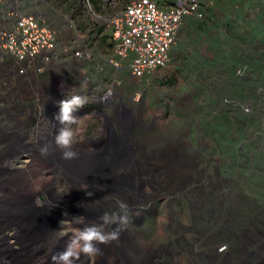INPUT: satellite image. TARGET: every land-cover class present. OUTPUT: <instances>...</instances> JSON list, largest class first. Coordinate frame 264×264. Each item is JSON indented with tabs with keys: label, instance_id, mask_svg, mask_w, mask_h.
I'll use <instances>...</instances> for the list:
<instances>
[{
	"label": "rangeland",
	"instance_id": "374dc122",
	"mask_svg": "<svg viewBox=\"0 0 264 264\" xmlns=\"http://www.w3.org/2000/svg\"><path fill=\"white\" fill-rule=\"evenodd\" d=\"M167 1L176 4L178 0L159 3L165 8L175 6ZM200 1L204 18H186L169 65L143 79L135 78L128 64L116 71L107 63L114 55L111 31L84 6L85 28L79 34L71 25L57 32L61 47L74 52L88 48L90 60L69 52L43 73L20 76L16 63L0 59V134L15 135V146L0 139V264H12L16 256L37 249L38 234L55 235L62 219L78 216L89 221L107 212L109 204L113 213L127 216L152 246L154 264H167L178 238L183 237L179 250L188 260L192 252L201 253L214 244H227L221 253L236 247V235L228 233L235 228L238 234L246 220L264 223V44L252 42L256 26L251 21L263 11L257 9L256 0ZM13 3L6 0L5 9L15 10ZM117 4L107 3L105 11L97 13L104 16L122 11ZM226 8L235 13L247 9L246 19L228 22L240 36H251L247 45L238 44L229 34L221 14ZM7 30L10 28L0 27V34ZM72 94L87 98L74 116L94 114L75 136L72 150L83 146L114 150L118 155L128 151L127 166L115 178L137 185L143 195L107 190L95 194L88 182H81L78 196V191L69 188L77 183L64 174L48 151L42 153L61 127L76 128L56 119L59 103ZM239 104L247 115L241 113ZM116 110L127 119L125 143L104 115L116 121ZM132 119L138 123L133 130ZM191 152L199 156L198 167L190 159ZM228 171L238 172L230 184L224 180ZM195 178L199 180L196 193L181 192ZM211 185L218 192L212 213L207 198ZM69 203L74 205L70 211ZM121 203L127 208L121 209ZM233 208L238 216L229 219L226 215ZM21 218L34 220V230L17 224ZM119 223L107 227L112 231ZM191 233L203 239L194 241Z\"/></svg>",
	"mask_w": 264,
	"mask_h": 264
},
{
	"label": "built area",
	"instance_id": "2783aa9c",
	"mask_svg": "<svg viewBox=\"0 0 264 264\" xmlns=\"http://www.w3.org/2000/svg\"><path fill=\"white\" fill-rule=\"evenodd\" d=\"M82 1L87 12L111 31L114 55L107 63L116 71L128 64L137 79L166 68L185 19L205 16L200 0H178L171 8L162 7L159 0H132L123 12L104 16L95 11L91 0ZM104 1L116 5L115 0ZM71 28L80 33L74 24ZM59 42V33L46 22L31 15L23 16L10 30L0 34V59L16 63L18 75L24 76L29 72L43 73L49 64L69 52L79 59L92 57L88 48L69 51Z\"/></svg>",
	"mask_w": 264,
	"mask_h": 264
},
{
	"label": "bare ground",
	"instance_id": "6f19581e",
	"mask_svg": "<svg viewBox=\"0 0 264 264\" xmlns=\"http://www.w3.org/2000/svg\"><path fill=\"white\" fill-rule=\"evenodd\" d=\"M56 134L58 133H53V137H50L46 148L48 149L51 159L63 169L64 174L67 175L71 181L74 183L88 182L91 184L89 185V189L95 192V194L99 193L100 195L106 190L111 193L120 194H128L129 192L133 195L139 193L142 195L144 194L137 185H125L123 182L115 181V177L118 175L116 171L118 167L124 164V159L128 151L124 150L118 155L114 150L111 151L109 149L105 151L104 148L90 150L88 148L84 149L83 146L80 145L82 149L80 147H77V149L80 148L79 150L73 149L78 154L76 159L64 160L61 158L62 150L55 144ZM125 140L126 137H123V143H125ZM79 186L80 185H71L69 188L78 191ZM79 195L80 192L78 191V196ZM17 206H19V204L15 207ZM67 206L69 211L74 207V205L70 203ZM110 206L111 204H109L106 211L111 214L113 210ZM212 208L213 206L209 209L211 213L213 211ZM21 210L23 212L25 211V209ZM74 217L76 216H71L68 220L71 221ZM100 217L101 216H96L89 221L84 220V224H74L73 226L82 228L91 223L102 224L103 222L100 220ZM21 219H17L16 223L22 225V227H28L29 230H34V220L27 221L28 219L23 218L22 221ZM60 222L56 227V231L60 230ZM260 223L264 227V223L260 222L258 219L246 220L242 223V226H240L241 228L238 234L235 228L231 226L234 229L228 234L230 236L236 235L238 240V245L236 247L232 248L230 246V249L227 247L229 250L226 251L228 252L225 251V253H221L220 249L227 244H214L213 246H208L205 251L201 253L196 254L192 252L191 254L194 259L191 256L188 260H184V254L179 250L183 237L178 238L176 247L171 251L172 253L170 252L171 258L168 260L167 264H264V228L260 226ZM231 225H233V222ZM107 226L108 225L105 226V231L111 232L108 229L109 226ZM112 231H118V239L106 245L97 244V247L101 251L95 258V264H154L153 253L149 249V247L152 246H149V244L144 241L143 234L138 232L131 222L128 221L126 224L119 223ZM191 234L194 241H201L203 239V237L199 238V236L193 233ZM36 238L38 239L36 244L39 247L18 255V258L16 256L14 260L12 259V264H52L51 257L56 253L64 251L71 238V234L61 238L57 232H55V235L53 232H50L48 236L46 234H38ZM30 243L33 244V241ZM76 264H89L88 258L81 255V259L77 261Z\"/></svg>",
	"mask_w": 264,
	"mask_h": 264
},
{
	"label": "clouds",
	"instance_id": "9594fccd",
	"mask_svg": "<svg viewBox=\"0 0 264 264\" xmlns=\"http://www.w3.org/2000/svg\"><path fill=\"white\" fill-rule=\"evenodd\" d=\"M110 95V93H109ZM107 99V96L104 97ZM87 104V98L81 95L72 94L59 103V114L56 119L61 125H76V128L61 127L55 137V144L62 150L61 158L64 160H73L77 158V152L72 150L75 136L79 133L80 128L86 122L92 121L93 113L85 114L82 117L73 115L74 111L83 108ZM47 152V148L41 150ZM107 199V197H105ZM40 204L39 198L36 200ZM121 209H126L127 205L121 203ZM67 216V213H65ZM100 220L102 224L91 223L82 228L74 227V224H84V217H74L71 221L64 219L60 222V230L56 231L63 238L71 234L64 251L56 253L51 257L52 264H76L81 259V255L88 258L89 264H95V258L100 253L97 244L106 245L111 241L118 239V231H105V226L119 221L122 224L128 222L127 216H119L118 213L105 212Z\"/></svg>",
	"mask_w": 264,
	"mask_h": 264
},
{
	"label": "crops",
	"instance_id": "0c3cea01",
	"mask_svg": "<svg viewBox=\"0 0 264 264\" xmlns=\"http://www.w3.org/2000/svg\"><path fill=\"white\" fill-rule=\"evenodd\" d=\"M80 1L77 3L76 0H14L13 5L15 6V10L13 8L9 11L4 7L6 0H3L0 4V27L12 28L20 17L31 15L46 22L55 30L67 29L69 25L72 26L73 24L79 29L83 27L85 20V17L81 18L83 11H80ZM255 3L258 5L257 9L263 11L261 15L259 13L258 16H254L255 19L251 20L255 23L254 26L258 30L256 44L260 45L264 44V0H256ZM232 10V8H226L221 11V14L226 18V24L228 22L231 24L232 19L244 20L248 16L247 9L239 13H235ZM259 10L256 12H259ZM239 20L236 22L240 23ZM57 22L59 23L56 24Z\"/></svg>",
	"mask_w": 264,
	"mask_h": 264
},
{
	"label": "trees",
	"instance_id": "16d2710c",
	"mask_svg": "<svg viewBox=\"0 0 264 264\" xmlns=\"http://www.w3.org/2000/svg\"><path fill=\"white\" fill-rule=\"evenodd\" d=\"M77 3L79 0H76ZM92 1V4H93V7L95 9L96 12H104L105 11V7L107 6V3L104 1V0H91ZM132 0H115L116 4L119 2L120 4V7L123 9L122 11H119V12H114V13H111L109 15H114V14H118V13H121L123 12L127 6L130 4ZM75 3V2H74ZM168 5H174L175 3H172L170 1H167ZM177 3V2H176ZM118 5V4H117ZM116 5V6H117ZM176 5V4H175ZM84 6V3L83 1L81 0L80 1V11L82 12L84 10L83 8ZM85 15H84V11L82 12L81 14V18H84ZM191 23V22H189ZM192 24V23H191ZM226 24V23H225ZM231 25L227 24V28H228V31H229V34H231V36H233L234 40L237 41L238 44H242V45H247L248 43H250V39H251V36L250 35H239L237 33V31L234 29V27L232 28V26L230 27ZM85 27H81L79 28V31L81 32ZM257 36H258V30L256 29L255 30V38L252 40V42L257 46L256 44V39H257ZM110 38V41H111V46L113 48L114 44L112 43V37H111V34L109 36ZM229 40V39H228ZM170 58H171V54H170ZM239 72V71H238ZM246 72L243 73V76L245 75ZM45 94V92H43ZM39 101V100H38ZM239 108L241 109V113L243 115H247V112L245 111V109L243 108V105L242 104H239ZM173 156V154H171ZM193 158L195 159V161L193 162L194 166L195 167H198V161H199V156L196 155V153H192L191 152V156H190V159ZM166 163H168L167 161H165ZM166 163L164 165H166ZM164 165H161L162 166V170L163 168L165 167ZM198 169V168H197ZM161 170V171H162ZM161 174L163 175V173L161 172ZM224 173H222L223 175ZM238 174V172L236 171V173H232L231 171H228V173L226 174L224 180L225 182H227L228 184H230L235 178V176ZM214 179L216 180L215 176L213 175ZM158 179H156L157 181ZM208 179L205 178V181H207ZM214 183V182H213ZM199 184V180L198 179H194V181H192V183L190 185H192L191 187H187L186 190H181V192H185V191H190L191 193H196V186ZM190 188V189H189ZM215 190V185H211L210 186V190L208 191V199L211 200L210 202H208L211 206H214V203H215V194H217L218 192H214ZM214 200V201H213ZM209 205L207 204L206 207H208ZM209 210V209H208ZM234 212H231L228 211L230 214H227L226 216L230 219V215L231 217H234L236 218L238 216V211L235 210L233 208ZM207 219V218H206ZM217 230V229H216ZM219 231V230H217Z\"/></svg>",
	"mask_w": 264,
	"mask_h": 264
},
{
	"label": "flooded vegetation",
	"instance_id": "af4514ba",
	"mask_svg": "<svg viewBox=\"0 0 264 264\" xmlns=\"http://www.w3.org/2000/svg\"><path fill=\"white\" fill-rule=\"evenodd\" d=\"M108 100V98L106 99V101ZM122 108H128V107H125L124 105L122 106ZM105 115V117H106V119L108 120V122L110 123V125H112L113 126V128L116 130V134L117 135H119V138H120V140H122V138L123 137H127V133H126V131H124V129H123V125H124V122H127V119H126V117L122 114V112L121 111H117L116 110V116L118 117L117 118V120L115 121V120H110L109 119V116L110 115H107L106 113L104 114ZM126 120V121H125ZM129 125H130V128L133 130V129H135L136 127H137V125H138V123H135V121H134V119H132L130 122H129ZM140 129L141 128H139L138 130H137V132H140ZM113 132V131H112ZM115 135V134H114ZM0 139L1 140H4V141H6V142H11V144H12V142H13V146H15V135L13 134V135H9L8 136V134H5V135H3V134H0ZM4 151H6L5 149H4ZM47 151H48V149H47ZM0 154H2V151L0 150ZM127 157H128V153H127V156L125 157V159H124V164L122 165V166H120V167H118V170L116 171L117 173L116 174H118V175H116L117 176V178L119 179V177L121 176V173H122V171L126 168V166H127ZM116 179V178H115ZM115 181H120L121 183L123 182V181H121V180H115ZM81 184V182L80 183H77V185H80ZM123 184H125V182H123ZM91 185V184H90ZM105 185V184H104ZM126 185V184H125ZM11 219H13V220H15V217H11ZM2 243H3V238L2 239H0V247L2 246Z\"/></svg>",
	"mask_w": 264,
	"mask_h": 264
}]
</instances>
